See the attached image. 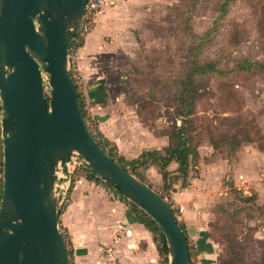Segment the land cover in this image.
<instances>
[{"label": "water", "instance_id": "1", "mask_svg": "<svg viewBox=\"0 0 264 264\" xmlns=\"http://www.w3.org/2000/svg\"><path fill=\"white\" fill-rule=\"evenodd\" d=\"M86 2L0 0V264H70L59 215L72 154L158 224L168 264H190L189 241L172 207L98 144L84 118L69 43Z\"/></svg>", "mask_w": 264, "mask_h": 264}, {"label": "rangeland", "instance_id": "2", "mask_svg": "<svg viewBox=\"0 0 264 264\" xmlns=\"http://www.w3.org/2000/svg\"><path fill=\"white\" fill-rule=\"evenodd\" d=\"M140 19L132 55L120 59L128 99L138 105L145 121L154 124L157 119L166 126L163 130L184 123L194 144L208 141L213 155L229 163L245 142L264 151V0H166ZM195 59L214 63L215 72L197 76L195 113L183 120L181 79ZM43 75L48 91V75ZM1 128L2 123L0 151ZM197 173L195 167L190 170L192 176ZM140 175L170 197L144 170ZM81 176L87 174L75 173L72 186ZM211 208L210 236L221 249L218 261L264 264V233L257 234L252 221L263 213L262 207L229 189Z\"/></svg>", "mask_w": 264, "mask_h": 264}, {"label": "crops", "instance_id": "3", "mask_svg": "<svg viewBox=\"0 0 264 264\" xmlns=\"http://www.w3.org/2000/svg\"><path fill=\"white\" fill-rule=\"evenodd\" d=\"M165 1L114 0L79 52L78 65L85 81L90 116L104 138L128 160L151 150L165 154L170 143L169 135L163 131L166 126L157 119L154 124H148L138 105L128 99L121 61L132 55L136 45L134 30L141 24L140 16ZM245 143L229 163L213 155L214 147L203 140L197 146L198 164L191 165L198 173L190 175L184 186L176 160L167 165L172 180L163 179L157 163L147 162L143 169L156 184L162 187L171 184L164 190L183 207L179 221L184 225L198 264H219L221 249L210 236L211 206L220 196L226 197L229 189L262 207L263 213L252 221L257 234L264 233V151ZM92 180L95 179L78 178L68 191L69 202L60 211V225L69 237L71 264H158L160 252L155 234L139 221L125 199ZM226 180H230L229 187L224 185ZM241 180L247 182L250 196L240 189Z\"/></svg>", "mask_w": 264, "mask_h": 264}, {"label": "trees", "instance_id": "4", "mask_svg": "<svg viewBox=\"0 0 264 264\" xmlns=\"http://www.w3.org/2000/svg\"><path fill=\"white\" fill-rule=\"evenodd\" d=\"M209 71L215 72L214 63L212 62L201 63L197 61V59H195V61L191 63V65L185 72L184 77L181 79L182 90L179 96V102H180L179 115L182 117L183 120L195 113V109H196L195 99L197 96V87H196L197 76L207 74V72ZM76 88H77L78 95H79V103H80L81 110L83 112L84 118L87 119V114L85 111L84 94L82 91L79 90V87L77 85H76ZM163 131L166 132V134L169 135L170 137V143L165 148V154L159 153L158 151L151 150V151L144 152L138 158L128 160V159H125L123 156L119 155V153L116 150L114 152L113 151H107V152L120 165H122L128 171H132L142 180L144 179L141 177L140 174H142L145 164L147 162L157 163L160 166L163 179L167 180L169 178V180H172V176H169L170 172L167 170V165L172 160H176L179 163L178 174L181 176L182 185L184 186L188 183V177L190 176L191 165L195 164L199 158V153L197 150L198 145L193 143L192 138L188 134L184 123H182L181 125L174 124L169 130H163ZM93 136L98 142V144L104 150H106L104 144L110 143V142L106 138H104L102 134H101V139L103 137L104 138V140L102 139L103 141L101 139H98L95 135ZM2 158H3V153H2V146H1L0 172H2V165H3ZM79 170L85 172L87 174V177L88 178L90 177L89 179L93 178L96 181L103 183L104 185L108 186L113 192L119 195L121 198L125 199L130 204L131 208L137 214L139 221L144 223L155 234V238L158 243V249H159L160 254L168 253L166 239H165V236L161 228L146 212H144L136 204L128 200L123 194L116 191L112 186H110L101 177H99L93 169L82 168V169L76 170L75 173ZM74 175L72 177V181L74 179ZM72 184L73 183L71 182V186ZM169 187H171V184L169 185L163 184V189H168ZM1 196H2V177H0V199H1ZM63 206H64V203L62 204L60 211L62 210ZM177 221L180 224V226L183 228L184 233L186 235L184 225L182 224L181 221L179 220ZM62 234L64 238L67 239L68 237L67 234H65L63 231H62ZM187 239L189 241L188 237ZM189 248H190V256H191L193 254V248L190 245V242H189ZM68 253H69V259H70V264H71V251L69 247H68ZM218 263L222 264L221 262H218ZM223 264H232V261L226 260L223 262ZM253 264H259V263L253 262Z\"/></svg>", "mask_w": 264, "mask_h": 264}, {"label": "built area", "instance_id": "5", "mask_svg": "<svg viewBox=\"0 0 264 264\" xmlns=\"http://www.w3.org/2000/svg\"><path fill=\"white\" fill-rule=\"evenodd\" d=\"M113 4H114V0H87L86 5H85L83 19L81 21L78 32L70 41V45H69L70 75L73 78L75 84L79 87V90L83 92L84 97H85V81L83 79V76L81 74V71L78 65L79 52L86 38L88 37V35L91 34L97 28L101 16ZM0 104H1V94H0ZM85 109L89 111L86 101H85ZM85 120H86V123L92 135H95L98 139H101V133L99 129L96 127L93 118L92 120L91 118H87ZM102 139L104 140L103 137ZM104 145H105L106 151H113V152L115 151V148H113V145L111 143H106ZM68 166H69L68 170L71 174L70 185L68 184L69 189H70L72 177L75 171L78 169H82V168L90 169L91 167L86 163V161L81 156L77 154L71 155L69 162H68ZM58 177L60 179H63L65 177L63 169L59 170ZM63 185H64V182H62V186ZM69 189L67 190L66 195L68 194ZM240 189H242L246 195L248 196L251 195V191L249 190V186L246 181L244 180L240 181ZM66 195H65L64 201L66 199ZM161 195L167 201V203L172 207L177 220H180L181 215L183 213V207L177 205L172 198L167 197L163 194ZM66 242L69 247L68 238L66 239ZM168 256H169V253L160 254L158 264H168ZM190 264H198L195 250H193V254L190 256Z\"/></svg>", "mask_w": 264, "mask_h": 264}]
</instances>
